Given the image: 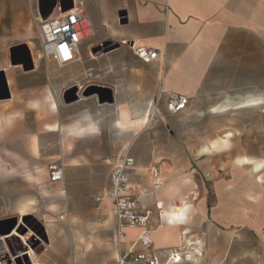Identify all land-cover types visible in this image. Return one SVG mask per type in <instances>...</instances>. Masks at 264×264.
Masks as SVG:
<instances>
[{
  "label": "crops",
  "instance_id": "obj_1",
  "mask_svg": "<svg viewBox=\"0 0 264 264\" xmlns=\"http://www.w3.org/2000/svg\"><path fill=\"white\" fill-rule=\"evenodd\" d=\"M68 2L0 0V82L5 77L10 94L0 97V219L36 218L47 234L46 250L53 233L46 222L67 213L80 222L70 232L78 245L112 225L116 260L121 250L142 251L137 241L148 229L155 254L163 258L184 246L194 258L180 264H264V175L253 176L264 168V0H73L83 12L87 59L79 48L78 59L60 65L42 54L38 20L59 14ZM137 46L160 54L145 62ZM50 64L69 69L53 72ZM77 82L92 94L62 99L59 92ZM162 89L186 94L185 110L210 120L197 136L219 142L199 155L210 188L194 175L186 152L171 161L164 160L171 153L151 150L141 160L144 135L137 131L148 122H131L153 108L168 117L164 96L156 105ZM78 101L85 104L69 109ZM116 127L136 132L130 178L141 211L154 212L146 227L125 229L120 247L109 195L111 170L126 154L113 155ZM226 140L235 146L223 147ZM222 156L234 157V164L215 159ZM152 163L165 181L158 189L147 172ZM252 163L245 180V165ZM59 164L64 179L52 180L50 169ZM224 168L233 174L230 182Z\"/></svg>",
  "mask_w": 264,
  "mask_h": 264
},
{
  "label": "rangeland",
  "instance_id": "obj_2",
  "mask_svg": "<svg viewBox=\"0 0 264 264\" xmlns=\"http://www.w3.org/2000/svg\"><path fill=\"white\" fill-rule=\"evenodd\" d=\"M80 52L83 56V59H87V49H88V40H82L79 44ZM81 63V62H80ZM80 63H77L72 66V68L78 67ZM68 67L55 69L53 64H50V71H61L62 73L68 70ZM83 86L82 88H80ZM90 87L86 83L81 85L77 83H69L66 88H64L62 93L59 92L60 97L65 99V96L68 99H76L79 96H85L87 92L90 91ZM92 90V89H91ZM87 103L93 104L95 100H90ZM85 104L84 102H76V104L69 106V109H78L80 106ZM197 111L200 110H185L179 113L166 112L168 117H162L157 108L150 110V115L146 114L141 119L132 120L131 124H142L148 122L147 125L137 132L144 135V139L141 142L140 156L141 160H148L150 158V151L153 152L156 150L160 155L171 153V157H164V160H173L178 155V151L181 150L186 152L189 155L192 166L191 170L194 172V175L200 182L206 185L208 188L211 187L212 180L206 174L207 170L199 168V160L204 149H209V146L212 145V148H219L215 146L219 142H210L205 141L201 138L197 139V136H201L202 132L205 130L207 125L209 126L210 120H205L202 115H197ZM150 116V121L149 120ZM214 124V123H213ZM124 126L125 124H121ZM127 132L118 127L114 131V138H111V143H114L113 155L117 156L118 154L129 153L132 154V149L135 147V136L136 132ZM138 134V135H139ZM227 145L223 147L233 148L236 144L235 141H222ZM245 150L251 152V147H248L250 142H243ZM175 153V155H173ZM210 157H207L209 159ZM254 163L263 158H253ZM212 159V158H211ZM216 160L228 162L227 164L231 166L235 162L234 157H217ZM163 161V160H162ZM246 164L244 168V179L252 173V165ZM62 165V164H59ZM196 168V169H195ZM248 168V169H247ZM226 168L222 169L223 171ZM221 170V171H222ZM220 175V174H218ZM258 175H264V168H261L253 176L256 178ZM223 176L230 182L233 178V174L230 173V168L226 169V173ZM165 182V181H164ZM181 205V202H178ZM261 207V205H260ZM58 218L59 214H55L54 218ZM30 225L22 227V225H17L12 234L13 236L20 235V239H17V243H20L19 250L25 252L18 261H16V255H13L11 248L6 241L4 236L0 235V264H113L116 260L117 249L112 237V225L104 224L105 232L99 234L98 232L90 233L89 235L84 236L83 244L76 243L78 239L75 236L70 235L72 229H75L77 224L80 222L77 219V215L72 214L70 219H52L47 221L46 224L53 232L49 237V249H38L34 248V242L38 239L44 241L45 232L42 230V226H35L32 221L29 222ZM18 230V231H17ZM67 235H63L65 233ZM264 233V227L261 230ZM55 232V235H54ZM13 244V251L17 252L14 248V241L11 239ZM26 245V247H25ZM32 252V257L26 252L29 250ZM28 250V251H27ZM45 251V252H44ZM163 260L166 258L163 257Z\"/></svg>",
  "mask_w": 264,
  "mask_h": 264
},
{
  "label": "built area",
  "instance_id": "obj_3",
  "mask_svg": "<svg viewBox=\"0 0 264 264\" xmlns=\"http://www.w3.org/2000/svg\"><path fill=\"white\" fill-rule=\"evenodd\" d=\"M83 12L81 8H73L61 11L59 14L38 20V38L42 54L45 57L55 59L60 65H67L78 59L79 44L82 40ZM134 48V46H133ZM135 53L145 62L157 58L160 54L158 49H150L145 46L135 47ZM92 74L89 73V76ZM165 97L167 109L172 113L184 111L189 104V97L186 94L168 92L162 89L158 95L157 103ZM136 166V160L129 153L119 158L110 174L111 188L109 195L113 198L114 214L117 221V242L120 243L125 236L126 228L147 226L153 216L152 209L141 211V195L137 192L136 184L130 178V171ZM147 172L152 177L154 189L161 188L164 180L161 176V169L156 163L147 166ZM52 180H63V166H52L50 169ZM67 213L61 218L67 219ZM150 230L145 229L139 236L137 243L144 247L142 251L135 252L132 249L122 251L113 264H180L185 261H192L183 246L182 252H167L163 260L161 256L151 251L152 239ZM189 245V243H187ZM200 249V246H198ZM195 251H198L195 249Z\"/></svg>",
  "mask_w": 264,
  "mask_h": 264
},
{
  "label": "water",
  "instance_id": "obj_4",
  "mask_svg": "<svg viewBox=\"0 0 264 264\" xmlns=\"http://www.w3.org/2000/svg\"><path fill=\"white\" fill-rule=\"evenodd\" d=\"M73 7V0H69L68 4L66 6H63L62 7V10L63 11H66V10H69ZM3 82H4V86L6 88V94H0V97L1 98H7L9 97V92L7 90V85L5 84L6 83V79L5 77H3L2 81L0 82L1 85H3ZM92 94V92H88L86 95H90ZM69 102V101H68ZM32 220L36 221L38 223V225H41V222H39L36 218H34L33 216H25V217H22L20 220H19V217L17 216H12V217H7V218H2L0 219V235L1 236H5V235H8V234H12L13 231L15 230V228L17 227V225H22V227H26L27 225H30L29 222H31ZM33 222V221H32ZM6 241L8 242L10 248H11V251L14 255V252H13V244L9 242V239L5 238ZM47 243H48V239L47 237L45 236V239L44 241L41 240V239H38L34 242V248L38 247V249H42L45 250L46 247H47ZM26 247V245H25ZM16 257V261L19 260L20 256H15Z\"/></svg>",
  "mask_w": 264,
  "mask_h": 264
},
{
  "label": "bare ground",
  "instance_id": "obj_5",
  "mask_svg": "<svg viewBox=\"0 0 264 264\" xmlns=\"http://www.w3.org/2000/svg\"><path fill=\"white\" fill-rule=\"evenodd\" d=\"M258 168H259V167H258ZM258 168H257V169H258ZM260 178H261V177H260ZM32 221H33L32 223H33L35 226H37V222L34 221V220H32ZM17 231H18V230H17ZM4 237L7 238V239H9V242H10V243H11V241H10L11 239H12L13 241H15V240L17 241V239H18V240H21V239H20V235H17V236L15 235V236H13V235L8 234V235H5ZM28 250H29V249H28ZM28 250H27V251H28ZM13 252H14V251H13ZM24 253H25V252H23V251H21V250H18V252H14V255H16V256H20V257H21V255H23ZM26 253H27L28 255H30V257H32V252H31V250H29V251L26 252Z\"/></svg>",
  "mask_w": 264,
  "mask_h": 264
},
{
  "label": "flooded vegetation",
  "instance_id": "obj_6",
  "mask_svg": "<svg viewBox=\"0 0 264 264\" xmlns=\"http://www.w3.org/2000/svg\"><path fill=\"white\" fill-rule=\"evenodd\" d=\"M51 6L53 7V4H52V3H50V7H51ZM52 10H53V8H52Z\"/></svg>",
  "mask_w": 264,
  "mask_h": 264
}]
</instances>
